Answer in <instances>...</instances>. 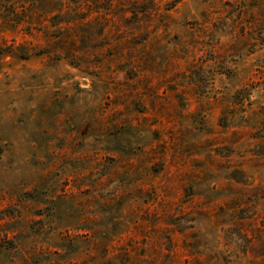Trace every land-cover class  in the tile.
<instances>
[{
    "label": "rangeland",
    "instance_id": "1",
    "mask_svg": "<svg viewBox=\"0 0 264 264\" xmlns=\"http://www.w3.org/2000/svg\"><path fill=\"white\" fill-rule=\"evenodd\" d=\"M0 49V264H264V0H0Z\"/></svg>",
    "mask_w": 264,
    "mask_h": 264
},
{
    "label": "trees",
    "instance_id": "2",
    "mask_svg": "<svg viewBox=\"0 0 264 264\" xmlns=\"http://www.w3.org/2000/svg\"><path fill=\"white\" fill-rule=\"evenodd\" d=\"M4 55H6L5 52H4V50L0 49V60H1V58H2ZM21 57H22L23 59H25L26 56H21Z\"/></svg>",
    "mask_w": 264,
    "mask_h": 264
}]
</instances>
